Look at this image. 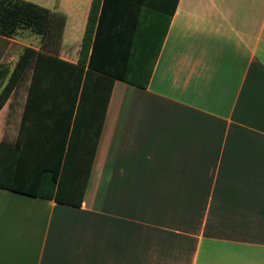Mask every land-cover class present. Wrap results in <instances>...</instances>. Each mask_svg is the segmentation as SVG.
Wrapping results in <instances>:
<instances>
[{
  "label": "crops",
  "instance_id": "0c3cea01",
  "mask_svg": "<svg viewBox=\"0 0 264 264\" xmlns=\"http://www.w3.org/2000/svg\"><path fill=\"white\" fill-rule=\"evenodd\" d=\"M35 4L66 17L72 64L95 5L111 88L75 126L79 208L7 189L28 90L1 109L0 264H264V0Z\"/></svg>",
  "mask_w": 264,
  "mask_h": 264
},
{
  "label": "trees",
  "instance_id": "16d2710c",
  "mask_svg": "<svg viewBox=\"0 0 264 264\" xmlns=\"http://www.w3.org/2000/svg\"><path fill=\"white\" fill-rule=\"evenodd\" d=\"M94 16L95 5L79 61L72 64L58 56L64 15L26 0H0L1 37L11 39L19 30H29L43 39L41 51L27 47L11 72L0 70V90L9 77L0 92V111L31 74L19 137L9 150L13 159H5L9 176H16L7 188L11 191L82 206L89 176L67 175L74 152L80 151L73 148V134L81 112L97 109L111 88L101 81L94 63ZM65 191L70 194L62 195Z\"/></svg>",
  "mask_w": 264,
  "mask_h": 264
},
{
  "label": "rangeland",
  "instance_id": "374dc122",
  "mask_svg": "<svg viewBox=\"0 0 264 264\" xmlns=\"http://www.w3.org/2000/svg\"><path fill=\"white\" fill-rule=\"evenodd\" d=\"M36 3L37 0H26ZM37 37L34 33H30L27 30H19L11 39H6L0 36V70L7 68L11 72L18 61L20 55L27 46H37ZM9 77L4 82V86L7 83ZM3 86V87H4ZM1 88V90L3 89ZM28 80L20 85L17 89L20 94L25 95L27 93ZM0 90V92H1Z\"/></svg>",
  "mask_w": 264,
  "mask_h": 264
}]
</instances>
